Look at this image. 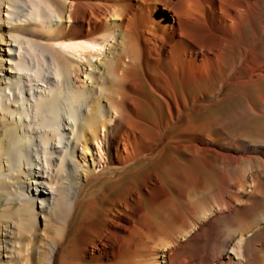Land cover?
Listing matches in <instances>:
<instances>
[{
    "label": "bare ground",
    "instance_id": "6f19581e",
    "mask_svg": "<svg viewBox=\"0 0 264 264\" xmlns=\"http://www.w3.org/2000/svg\"><path fill=\"white\" fill-rule=\"evenodd\" d=\"M2 52L8 264H264V0H0Z\"/></svg>",
    "mask_w": 264,
    "mask_h": 264
},
{
    "label": "rangeland",
    "instance_id": "374dc122",
    "mask_svg": "<svg viewBox=\"0 0 264 264\" xmlns=\"http://www.w3.org/2000/svg\"><path fill=\"white\" fill-rule=\"evenodd\" d=\"M4 46V45H3ZM6 48V47H4ZM95 51V50H94ZM2 56L4 59H7V55H5V53L2 52ZM74 58V57H73ZM94 61L97 62V58H93ZM6 66V65H5ZM53 72V71H52ZM6 72H3L1 74V76H4ZM55 73V72H54ZM53 76V73H52ZM2 78V77H1ZM59 77H55L54 76V80H52L53 82V86L55 85V82L57 84L58 88H65V86H62V83L59 81ZM41 86H42V90L45 89L46 87V83H44L43 81H38ZM35 83H37L35 81ZM35 86V85H34ZM46 90V89H45ZM62 99H65L66 97L62 95L61 97ZM67 109V108H65ZM62 112L65 114V110H62ZM10 158L7 152H4V154H2L0 152V263L2 264H8L7 262V258L3 257V255H8L11 244L13 241H19L22 244H25V240L23 238L20 237L19 235V229L24 231L23 228H19L17 226H24L23 224H18V219H20L21 221L23 220H29V215L27 214H19V212L16 210V206H19L20 202L18 203L17 200L12 201L9 199V197H11L10 194V189L8 187V182H10L11 180V170H10ZM103 167V165L99 166L98 169H101ZM28 182V180H26ZM29 184V182H28ZM34 183L31 186V182H30V186L34 187ZM27 186V184H26ZM27 188V187H26ZM10 202V203H8ZM12 207V208H11ZM33 211H35L36 213H40L39 211V206H37V204L34 205ZM28 212H30V216L31 215V211L28 210ZM34 217H36V226H41V215H33ZM28 224V223H27ZM27 226V225H25ZM27 246H30V244L26 243Z\"/></svg>",
    "mask_w": 264,
    "mask_h": 264
}]
</instances>
